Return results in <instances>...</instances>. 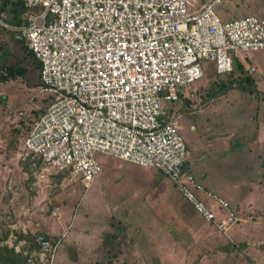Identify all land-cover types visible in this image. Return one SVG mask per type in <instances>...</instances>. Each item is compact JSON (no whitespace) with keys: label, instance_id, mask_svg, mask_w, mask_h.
<instances>
[{"label":"rangeland","instance_id":"obj_1","mask_svg":"<svg viewBox=\"0 0 264 264\" xmlns=\"http://www.w3.org/2000/svg\"><path fill=\"white\" fill-rule=\"evenodd\" d=\"M201 1L194 0L195 7ZM214 12L221 21L264 17V0H220ZM10 36L0 31L1 57L21 53ZM228 54L241 62L230 75H214L207 64L203 76L186 88L195 97L163 103L166 117H174L196 180L232 207L236 201L252 207L236 204L240 219L227 236L195 214L156 169L142 168L159 191L144 186L146 207L140 209L141 200L131 197L126 205L110 208L112 172L106 173L105 166L83 187L43 170L35 156H18L31 120L51 100L38 91L31 66L26 78L17 75L0 83V244L21 250L23 264H264V130L255 133L264 127V94L255 86L264 82V51ZM94 157L99 164L117 163L99 152ZM105 232L117 237L113 257L101 246ZM35 233L57 240L51 254L40 256Z\"/></svg>","mask_w":264,"mask_h":264},{"label":"built area","instance_id":"obj_2","mask_svg":"<svg viewBox=\"0 0 264 264\" xmlns=\"http://www.w3.org/2000/svg\"><path fill=\"white\" fill-rule=\"evenodd\" d=\"M36 9L0 29L23 40L38 63L45 111L19 141L18 156L40 159L83 187L99 173L94 152L156 169L202 220L222 235L240 219L228 201L196 180L164 102L192 99L186 88L205 64L233 70L229 51H264V19L221 21L220 0H20ZM248 72H253L252 66ZM22 114V111L19 112ZM40 256L52 253L33 235Z\"/></svg>","mask_w":264,"mask_h":264},{"label":"trees","instance_id":"obj_3","mask_svg":"<svg viewBox=\"0 0 264 264\" xmlns=\"http://www.w3.org/2000/svg\"><path fill=\"white\" fill-rule=\"evenodd\" d=\"M35 10L36 9L34 8L24 7L20 0H0V19L10 25H19V24L24 23L26 14L29 12H34ZM0 31L9 33L11 35V33L5 29L4 30L0 29ZM10 37L14 41L15 45H17V47L20 49L21 53L14 52V54L12 55L1 57L3 51L1 50V47H0V83L8 79H14L16 78L17 75H19L20 77L26 78L27 73L29 71V67L31 66L36 71V79H38V63L36 59L33 57L32 53L27 49L23 40L14 39L12 35ZM206 66L207 64H205L204 69L206 68ZM239 67H240V64L238 63L236 58L233 59V70L234 68H239ZM228 74L230 75L231 72ZM44 111L45 109L43 110V112ZM40 115L33 118L31 120V124ZM58 174L62 176L66 175L64 172H59ZM40 234H42L46 239H48L50 241V244H53L57 241L53 237L49 238L44 233H40ZM20 238L24 239L28 237L23 236ZM116 239L117 237L115 236V233L113 232L103 233L101 246L104 247V252L110 257H113V255H115L114 254L115 247L113 243H116ZM32 240H33V245L36 247V249H38L37 245L34 242L33 237H32ZM25 259H26V256L22 254L21 250L14 251L13 247H9L6 244H0V264H23L25 262Z\"/></svg>","mask_w":264,"mask_h":264},{"label":"crops","instance_id":"obj_4","mask_svg":"<svg viewBox=\"0 0 264 264\" xmlns=\"http://www.w3.org/2000/svg\"><path fill=\"white\" fill-rule=\"evenodd\" d=\"M205 1H207V0H203L201 2L203 3ZM261 18L264 19V17H261ZM236 60L238 61V63L241 66V62L237 56H236ZM255 86L258 89V91L263 92V94H264V82L255 81ZM182 98H184V97H180V99H182ZM263 125H264V123H263ZM262 130H264L263 126H262L260 132L256 128L255 133L261 134ZM263 134H264V131H263ZM118 162L119 161H117V163L115 162V164L112 165L111 162L104 160L103 163L99 164L100 169H99L98 174H100L101 167H103V166H105L104 170H106V173H108L110 171L112 172V174L110 173V177L108 180L109 181V191H110L109 197L112 199L111 203H108L109 207L110 208L113 207V204L115 206H117V204L118 205H126L127 199L131 198V197H135V198H138L141 200L142 207L139 206L140 209L143 207H146L147 205H145V203L143 202L144 197L142 195L144 192V189H143L144 186L149 185L148 188L155 189V191L157 192V195L159 192L158 187L154 184V179H152L148 175L145 176V173H144V170H142V167L137 166L138 168L136 169V168H133L130 166V165H134V164L127 163V162H121V163L120 162L118 163ZM134 166H136V165H134ZM102 176H103V178H101V175H100L101 181H105V179H106L105 175H102ZM146 187H145V189H147ZM208 189H210V188H208ZM210 190H212V189H210ZM218 195L221 196L222 198H224V196H222L220 194H218ZM114 197H116L117 200H114ZM224 199H226V198H224ZM228 203L230 204V206H232L230 201H228ZM238 203H239V205L237 204V201L234 202L233 206L236 208V204H237L238 207L252 208L248 202L247 203L238 202ZM170 228H174V227L171 225ZM77 262H80V261H77Z\"/></svg>","mask_w":264,"mask_h":264}]
</instances>
